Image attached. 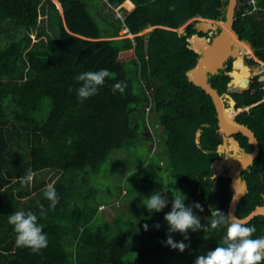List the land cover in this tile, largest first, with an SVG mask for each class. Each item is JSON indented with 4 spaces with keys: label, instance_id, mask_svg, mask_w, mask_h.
Wrapping results in <instances>:
<instances>
[{
    "label": "trees",
    "instance_id": "1",
    "mask_svg": "<svg viewBox=\"0 0 264 264\" xmlns=\"http://www.w3.org/2000/svg\"><path fill=\"white\" fill-rule=\"evenodd\" d=\"M132 1L136 6L127 14L122 10L124 19L109 6L132 8ZM132 1L0 0V264H124L133 253L139 256L137 264H196L198 257L224 243L231 222L230 178L211 179L222 132L211 96L187 74L200 54L190 44L198 32L196 20L186 23L198 16L224 21L228 0ZM149 25L154 28L142 33ZM122 28L133 36L118 37ZM234 30L253 45L254 56L237 57L234 68L231 59L209 82L235 99L236 108L243 110L235 118L260 142L259 156L244 173L249 192L236 212L244 217L264 204V81L259 75L246 81L263 69L264 0H257L254 10H237ZM102 68L112 78L81 101L76 88L82 82L75 77ZM118 81L126 87L114 94L112 85ZM147 112L162 127L159 144L166 168H160L158 155L149 158V150L137 149L141 143L147 146ZM236 135L252 150L245 135ZM121 151L133 160L118 155ZM122 162L137 170L125 192L133 195L128 205L132 216L118 215L113 222L100 206L111 203L103 197L111 189L106 184L109 166ZM29 171L32 181L22 183ZM164 175L169 179L164 181ZM157 177L163 179L157 183L164 186L160 196L166 203L150 212L143 193ZM48 184H54L59 196L54 207L43 195ZM118 186L123 194L124 187ZM177 191L185 208H194L198 224L186 229L192 239L180 240L155 220L173 208ZM40 205L46 214L38 223L47 233V246L39 251L17 246L8 215L39 214ZM214 210L219 214L214 216ZM122 220L126 223L121 226ZM246 224L256 228L253 238L264 235V215ZM169 238L195 249L180 253L167 243Z\"/></svg>",
    "mask_w": 264,
    "mask_h": 264
},
{
    "label": "clouds",
    "instance_id": "2",
    "mask_svg": "<svg viewBox=\"0 0 264 264\" xmlns=\"http://www.w3.org/2000/svg\"><path fill=\"white\" fill-rule=\"evenodd\" d=\"M132 2L134 3V1ZM120 6L121 10L125 8L124 11L126 14L130 11V8L125 6L124 3L120 4ZM58 7L60 9L63 8L61 3ZM218 21L221 22L220 20ZM126 33H130L128 28H126ZM106 78H112V73L105 68L97 71L79 73L75 79L82 83L76 88L77 97L83 101L96 95L99 91V87L105 83ZM125 87L126 84L118 81L112 85V91L114 94L117 90L123 93ZM71 90L70 88L69 91ZM68 142L71 143V140ZM32 179L33 176L31 171H29L26 175L21 177V182L30 183ZM43 195L51 202L49 207H54L59 199L54 184L46 185L43 190ZM183 200L184 197L177 191L173 210L166 215V219L170 222L174 230L178 229L184 231L198 224L191 210L185 208ZM143 203L151 212L160 211L165 206L166 201L161 198L159 193H154L150 197L145 198ZM40 208L42 211H40L39 214L33 211H14L8 215V223L13 226L16 233L15 244L17 246L29 247L32 251H39L47 246V233L43 231L41 224L38 223L39 218L46 214L44 205H40ZM218 214L216 210L213 211L214 216ZM217 223L216 220H213L212 226L215 228ZM144 227L147 228V225L145 224ZM255 231L256 228L254 226H247L245 221L239 219L232 220L227 226V234L224 237V243L214 250L208 251L206 255L198 257L196 264H258V262L264 260V235L253 238L252 234ZM167 243L174 248H179L181 251L185 248L184 243H175L171 238L168 239Z\"/></svg>",
    "mask_w": 264,
    "mask_h": 264
},
{
    "label": "water",
    "instance_id": "3",
    "mask_svg": "<svg viewBox=\"0 0 264 264\" xmlns=\"http://www.w3.org/2000/svg\"><path fill=\"white\" fill-rule=\"evenodd\" d=\"M237 6V0H228V5L226 8V19L224 21H221L222 24L219 25V21L215 19H203V32H208L209 28L212 30H218L221 28V31L214 36L215 38H218L221 41V44L225 45V52L223 57L213 64L211 67L204 68L202 70H198L200 58L202 57L203 50H199V54L201 55L198 59V62L196 66L190 69L188 75L189 79L197 86L203 88L207 94H209L214 102V105L216 107L217 117H218V124L221 131H225V133H242L245 135L249 142H251L254 146L253 151L250 154H244V157L240 160L235 159L234 163L232 164V169L230 171V177L231 180V191H232V199L229 203L228 208V216L230 221L239 219L242 221H245L248 223L251 221L254 217L262 214L264 215V204L258 205L253 209L247 216L245 217H238L236 212L238 205L241 201V199L245 196L247 192H249L248 185L245 180H241V173L246 169L248 165H250L255 158L258 156L260 152V144L259 140L255 134V132L246 124L241 123L238 121L235 116L229 117L228 115V109L233 108L236 109V101L233 97L229 96V94H221L217 88H215L210 82H209V76L212 74H215L219 72L220 69L224 68L226 66V62L231 58L234 57L237 53V45H239L240 42H245L250 46V48H254L253 45L248 42L244 41L239 37V35L234 30V23L236 19V8ZM201 18V17H200ZM205 24L208 25V27H205ZM199 29V28H198ZM198 36V35H197ZM193 38H191V41ZM213 39V40H214ZM192 48L197 51L194 47V43ZM206 78H204V75ZM260 80H264V75L260 76ZM248 81V78L247 80ZM232 83H238L237 81H232ZM229 98V99H228ZM249 107H246L245 109H248ZM197 141H200L201 137V131L199 130L197 132ZM217 162H222L221 160L217 159Z\"/></svg>",
    "mask_w": 264,
    "mask_h": 264
},
{
    "label": "rangeland",
    "instance_id": "4",
    "mask_svg": "<svg viewBox=\"0 0 264 264\" xmlns=\"http://www.w3.org/2000/svg\"><path fill=\"white\" fill-rule=\"evenodd\" d=\"M55 2L57 3V1H55ZM106 9H108V7L107 8H103L102 11L106 12L105 11ZM124 10H125V8H124ZM61 11H62V9H61ZM116 16L118 17L117 13H116ZM199 21H201V19H199ZM221 24H222V22L219 23V25H221ZM181 28L183 29V27H181ZM149 30H150V28H146V29L143 30L142 33H146ZM208 33L205 36L208 37V39L210 37L213 40L212 37L214 36V34L211 31H210L209 34ZM211 34H213V36H210ZM118 37H128V33H125L124 29H120ZM191 45L193 46V42L192 41H191ZM240 52H241L240 54L243 53V51H240ZM235 56H237V55H235ZM252 66L255 67L256 64H254ZM249 77H252V75H249ZM149 92H150V94H152V91L149 90ZM230 110L232 111L233 114H236V110H234L233 108H230ZM156 120L157 119H156V115L155 114H153L152 112H150V113L147 112V114H146L147 127H145L143 129V131H146V133H145L146 137L148 136L147 146H146L145 143H143V144L141 143L140 145H142V147L139 148V146H140L139 145L137 149L149 150V153H150L149 157L150 158L151 157L154 158L156 155H158V158L162 159V157H166L164 153L160 154V147H159L160 144H158V140L161 139L160 137H162V136H160L162 134V132H161L162 127L158 123V121L156 122ZM118 155H120L122 157H126L128 162H131L133 160V156L132 155L125 156V155H127V153H125L123 151H121ZM165 161H167V159L164 158L163 162L165 163ZM107 162H106V164H104L105 169H108ZM160 164H161V162H160ZM221 164H222V162L220 164H218V165H221ZM161 166L165 167L162 164H161ZM162 167H160V168H162ZM134 169H135V166H130L129 164H126L124 162H122V164L120 166H119L118 163L115 166H113V165L109 166V171H110V175L111 176L109 178V181H106V184L111 189L108 192H104L103 193L104 194L103 197H105L106 199L108 198V201H111V203H106V204L102 205L101 208H100V210L103 211L104 216H105L106 219L111 220V221L114 222V219L118 215H120L122 217H127V214H130L132 216L131 212L128 210V205H129L133 195L132 194H125V192L127 191L126 188L132 186V183L130 181H132V179H133L132 175H134V173L137 171V170H134ZM159 179L161 181H163V179H164V181H166L169 178H167L165 175H164L163 179L157 177L156 180H155L156 182H153L151 184V186L149 188V191L143 193L145 198L150 197L154 193H159V195L164 194V192H163L164 186H162V184L157 183V181H159ZM118 185H121V186L124 187L123 194H122V192L119 191L120 189H119ZM140 193H141V191H139L135 195H139ZM119 194H121V195L119 196ZM186 208L190 209L192 214L195 217L194 208L190 207V206H187ZM172 210H173V208H170L168 213H170ZM155 220H158L159 222H161L162 225L165 226L167 229H168V227H170L171 230L173 231V233L175 234V236L178 237L180 240L192 239L191 235L189 233H187L188 231H186V230L181 231V230H178V229L174 230L172 228L170 222L166 219L165 216L156 218ZM149 222H152V220H149ZM125 223H126V221L122 220L120 225L122 226ZM114 227L116 228L117 225L114 224ZM194 249H195L194 244L193 245L190 244L187 247H185L183 251H180V253L188 254L190 251H192ZM138 258H139V256H137L136 253H133V255L131 257H129L130 260L127 261V259H125L126 261L124 262V264H137V262H139Z\"/></svg>",
    "mask_w": 264,
    "mask_h": 264
},
{
    "label": "flooded vegetation",
    "instance_id": "5",
    "mask_svg": "<svg viewBox=\"0 0 264 264\" xmlns=\"http://www.w3.org/2000/svg\"><path fill=\"white\" fill-rule=\"evenodd\" d=\"M194 21V19H193ZM189 22H187L186 24H188ZM185 24V25H186ZM196 25V23H195ZM221 31V28H219L218 30H214L212 31V33L214 34V36L216 34H218L219 32ZM213 34H211L210 36H213ZM213 36V37H214ZM212 37V38H213ZM210 38V37H209ZM247 55V54H246ZM237 109V108H236ZM241 111V110H239ZM242 112V111H241ZM239 114V113H238ZM219 130H220V127H219ZM201 131V130H200ZM221 131V130H220ZM198 132V131H197ZM222 132V139H221V143L217 146V149H216V152H217V157L212 161L211 163V168H212V174H211V179L213 181H216V179H218L219 177L220 178H224V177H229L230 180H229V184H230V188H231V180L232 178L230 177V171L232 169V164L234 163L235 159L237 160H240L244 157V154H248L250 152L253 151L254 148H252V150L248 151L243 143V141L241 139H239L236 135V133L234 134H231V133H225V131H221ZM198 136V135H197ZM258 138V137H257ZM259 140V139H258ZM227 141V142H226ZM249 141V139H248ZM227 144H226V143ZM253 146V145H252ZM259 156V155H258ZM257 156V157H258ZM256 157V158H257ZM150 158V157H149ZM255 158V159H256ZM159 159V158H158ZM219 159L222 161V164L221 165H218L220 164L221 162H217L216 163V160ZM255 161V160H254ZM254 161L250 164L252 165L254 163ZM150 162V159L147 160V163ZM165 166H167V161H165V163L159 159V164ZM160 164V166H161ZM248 165L246 167V169H248V167L250 166ZM162 167V166H161ZM245 169V170H246ZM245 170L242 171L241 173V180H245L247 185H248V189H249V183H248V179L245 177L244 173H245ZM215 177V178H213ZM199 193L201 194L202 192L199 191ZM232 199V198H231Z\"/></svg>",
    "mask_w": 264,
    "mask_h": 264
},
{
    "label": "bare ground",
    "instance_id": "6",
    "mask_svg": "<svg viewBox=\"0 0 264 264\" xmlns=\"http://www.w3.org/2000/svg\"><path fill=\"white\" fill-rule=\"evenodd\" d=\"M115 9V8H114ZM115 13H117L118 14V17H119V14H121V15H123V16H125L126 14L122 11V10H117V9H115ZM194 20H196V25H195V27H196V29L198 30V32L197 33H199L200 34V32L201 31H203V28H204V24H203V21L201 20V21H199V19L198 18H194ZM193 21V19H191V20H189L188 22L190 23V22H192ZM202 25V26H201ZM205 27H208V25L207 24H205ZM199 28V29H198ZM125 31V33H126V29L124 30ZM206 33H208V32H206ZM203 36H205V35H203ZM213 39H214V37H213ZM193 43H194V47L196 48V49H199V50H203V55H202V57L200 58V62H199V66H198V70H202V69H204V68H208V67H211L213 64H215L216 62H218L222 57H223V55H224V52H225V45H223V44H221V41L218 39V38H215L214 40H212L211 38H209L208 39V37H198V36H194L193 37ZM238 46H241V44L239 43V45H237V47ZM242 46L244 47V49L247 51V52H249L250 51V47L248 46H246V45H243L242 44ZM237 51V50H236ZM244 56H246V55H244ZM244 56H242V54H237V56L236 57H238V58H241V57H244ZM253 56H254V54H253ZM260 62H262V65L264 64V62L263 61H260ZM264 67V66H263ZM189 71L190 70H188V72H187V74L189 73ZM204 76V78H206V76H205V74L203 75ZM229 96H231V95H229ZM232 97V96H231ZM229 99V98H228ZM249 109V108H248ZM236 110V114H233V113H229L230 112V108L228 109V116L230 117H233V116H235L236 117V115L238 114V113H240L241 111H243V110H241V111H239L238 109H235ZM245 110H247V109H245ZM259 144H260V142H259ZM253 148H254V146H253ZM260 152H261V146H260ZM260 152H259V154H260ZM251 153V152H250ZM250 153H248V154H250ZM258 154V155H259ZM258 206V205H257ZM255 209V208H254ZM251 212V211H250ZM249 212V213H250ZM248 213V214H249ZM237 214V213H236ZM247 214V215H248ZM246 215V216H247ZM261 215V214H260ZM238 216V215H237ZM239 217V216H238ZM245 217V216H244ZM257 217V216H256ZM255 218V217H254ZM253 218V219H254Z\"/></svg>",
    "mask_w": 264,
    "mask_h": 264
},
{
    "label": "crops",
    "instance_id": "7",
    "mask_svg": "<svg viewBox=\"0 0 264 264\" xmlns=\"http://www.w3.org/2000/svg\"><path fill=\"white\" fill-rule=\"evenodd\" d=\"M133 3V2H132ZM134 4V3H133ZM135 6H136V4H134V6L132 7V8H130V10H132L133 8H135ZM201 17V18H200ZM195 18H198V19H201V20H203V19H206V18H204V17H202V16H198V17H195ZM185 26L186 25H181L179 28H178V30H180V31H182L184 28H185ZM181 27H183V29L181 28ZM147 28H150V30H152L153 28H154V26H151V25H149V27H147ZM146 29V28H145ZM149 30V31H150ZM210 31L212 32V31H214V30H212L211 28H209V30H208V32L210 33ZM208 33V34H209ZM129 35H131L132 36V33H128V36ZM198 35V37H206V36H203V35H200L199 33H195V34H193L192 36H191V38H193L194 36H197ZM191 38H190V44H191ZM193 40V39H192ZM244 41H247V40H245V39H243ZM249 42V41H248ZM240 44H241V46H238L237 47V53H236V55L237 54H240L241 52L240 51H243V53H242V56H244V55H253L254 53H255V51H254V48H250V51L249 52H247L245 49H244V47L242 46V44L243 45H246L247 47H248V44H246L245 42H240ZM192 46V45H191ZM250 47V46H249ZM197 53H199V49L196 51ZM201 56V55H200ZM236 56H234V57H231L227 62H226V66L228 65V63H229V61L231 60V59H233V62H232V66H233V68L235 67V60H236ZM248 65H250L251 67H252V65L251 64H248ZM225 66V67H226ZM224 67V68H225ZM230 74H231V72H230ZM232 75V74H231ZM252 76H255V75H259V79H260V76L261 75H264V72H261V70L259 71V73L257 72V73H254V74H251ZM232 77H233V75H232ZM248 78H250L249 76H248ZM232 81H234V79H232ZM234 84H236V83H234ZM196 141H197V137H196ZM198 143L200 142V141H197ZM158 144H159V140H158ZM159 147H160V145H159ZM162 153V149H161V147H160V154ZM164 158L166 159V157H162V159L161 160H163L164 161ZM100 208H101V206H100ZM6 262V261H5Z\"/></svg>",
    "mask_w": 264,
    "mask_h": 264
},
{
    "label": "built area",
    "instance_id": "8",
    "mask_svg": "<svg viewBox=\"0 0 264 264\" xmlns=\"http://www.w3.org/2000/svg\"><path fill=\"white\" fill-rule=\"evenodd\" d=\"M109 6L115 8L117 10L121 9L120 5L115 7L112 4H109ZM247 6H251L252 10L256 9L257 8V0H237V6H236L237 10H241L244 8L247 9ZM119 17L124 19V16L121 14H119ZM262 66H264V64ZM261 71L264 72V67H263V69H261Z\"/></svg>",
    "mask_w": 264,
    "mask_h": 264
}]
</instances>
